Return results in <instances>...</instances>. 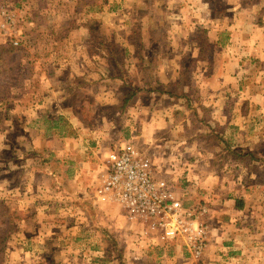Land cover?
<instances>
[{"label": "rangeland", "instance_id": "rangeland-1", "mask_svg": "<svg viewBox=\"0 0 264 264\" xmlns=\"http://www.w3.org/2000/svg\"><path fill=\"white\" fill-rule=\"evenodd\" d=\"M87 1L0 0V6L3 7L0 8V31L4 34L12 32V35L9 34L7 38L3 35L0 40L2 71L0 82L8 84L7 87L0 86V238H4L10 231L6 249L0 254V264H85L86 257L91 258V264L95 259V264H264V167L258 165L256 168L252 167L251 155L245 158L244 168L239 172L241 175L237 174L238 170L235 168L229 170L223 167L214 170L212 173L216 175L213 176L206 163L195 169L191 177L188 176L189 172L183 171L176 182L167 181L182 206L194 210L207 209L204 221L210 225L211 233L212 217L217 216V211L213 209L225 208L223 211L225 215L219 224L221 235L214 241L211 239L208 250L201 256H194L187 247L175 243L176 240H163L158 236L161 232L157 234L149 224L147 226L149 232L146 229L142 233L141 228L130 229L128 238L120 239L128 241L124 243L125 247H120L119 241L110 236V233L104 234L102 231L106 229L94 228L89 224L90 228L87 226V230L93 228L94 233L89 232L85 235V232L81 231L88 223H85L81 213L84 209L74 196L75 189L79 188V182L84 180L80 178L78 181L79 167L76 168V163H85L86 167L81 168L91 173L89 179L95 184L99 182L98 172L106 169L107 159L103 161L101 170H95L92 164L97 163L98 158L104 155L101 150L104 148V140L112 137L109 129L107 130L109 124L122 131L117 133L119 136L125 132V109L122 110L121 106L125 99L124 90L127 89L125 86L123 91L117 90V97H114L112 90L114 87L109 88L108 85L111 83L108 84L98 75L97 69L104 71L105 60L96 55L93 64L87 54L88 45L90 48L96 47L94 36L112 33L114 36H121L126 26L129 29L134 25V35L144 30L151 31L150 26H154L155 29L161 26L156 33L150 32L151 43L157 45L160 52L166 53L169 45L165 38L174 29L168 22L174 21H166L163 14L157 15L155 9L152 10L151 3L158 7H161V4L163 6L170 4L172 6L170 17L174 19L189 15L188 9L183 11L178 8V3L194 1L199 8L205 2V0H89L88 3L95 2L91 9L86 5ZM207 1L215 14L220 15L224 12V8L219 5L222 0ZM248 1L246 0V3H249ZM250 1L259 3L264 0ZM127 11L133 14V18L137 15V18H134V21L133 18L126 21L130 14L125 13ZM150 16L155 17V20H150ZM21 38L23 39L19 42H22L23 50L9 53L8 50L13 45L8 42ZM16 41L12 42L16 43L13 47H18L19 42ZM35 48L40 54L35 57L38 59L37 62L33 61ZM79 50L86 51L85 57H80L82 51ZM215 51L213 49L214 56L217 54ZM47 54L51 56L45 57ZM10 59L16 65V71H6ZM83 59L89 65L85 74L79 68ZM63 60L69 67L67 65L60 69ZM119 70L116 64L112 66V73L118 79L116 83L124 85L127 82L125 77L130 76V73H119ZM44 72L47 75L52 74L54 78L57 76L63 78L67 93L69 92L68 98L71 97L68 108H64L65 95L61 99L57 93L49 96L51 116L57 120L62 117L58 126L43 119L36 121L39 116L37 112H34L32 119L27 122L26 132L29 140L33 139V146H36L33 147V151L41 152L47 148L45 157L52 162L50 168L52 170L47 177L43 174L45 171L43 168L32 163L34 157H28L30 145L27 142L26 146H14L20 138L13 134L12 128L15 126V118L20 116L18 112L28 116L31 111L32 86ZM248 73V78L256 79L255 84L258 85L261 81L260 75L252 71ZM247 82L249 83V79ZM16 101L20 104H15ZM82 102L85 104L87 120L85 124L92 127H79L73 113L74 109L80 110ZM49 126L58 127L62 143L44 137ZM38 131L41 132L40 135ZM229 132L233 136L238 135L235 128H231ZM115 135L116 133L113 134L114 137ZM17 148H21L23 153H18ZM62 150L66 152L65 159H57ZM175 159L181 163L180 165L187 163L186 155L178 154ZM194 178H197L199 183H193ZM226 192L234 197H246L252 205L247 210L238 212L239 210L234 207V200L227 199ZM66 194H69L70 199L63 201L64 197L61 195ZM179 194L183 196L180 197ZM117 208H121L126 218L129 217L125 208L121 206ZM48 212L54 217L47 222ZM61 213L68 214V217H63L62 220L56 216ZM97 222L100 223V220ZM134 222L142 224L139 220ZM69 223L74 227L70 232L63 228ZM108 223L106 219L101 227ZM50 226L56 228L50 229ZM40 237H44V240L40 241ZM53 237L59 239V242L55 244V248L50 249L44 242H50ZM68 239L69 243L66 242ZM51 256L54 261L50 259ZM43 257L47 258L43 260Z\"/></svg>", "mask_w": 264, "mask_h": 264}, {"label": "crops", "instance_id": "crops-1", "mask_svg": "<svg viewBox=\"0 0 264 264\" xmlns=\"http://www.w3.org/2000/svg\"><path fill=\"white\" fill-rule=\"evenodd\" d=\"M225 1L219 2L221 8H224V12L220 15L213 12L207 0L199 8L194 1L180 2L178 8L183 11L188 9L189 15L174 19L170 17L172 9L170 4L165 6L161 4V7H158L151 3L152 10L155 9L154 12L157 15L163 14L166 21H174L173 24L168 22L174 29L165 38L169 45L166 53L160 52L159 47L151 43L152 33L150 32L156 33L161 26L157 29L150 26L151 31L144 30L138 35L133 34L134 25H131L129 29L126 26L121 36H114L113 33L94 36L97 42L96 47L90 48L88 45L87 54L93 64H95L93 59L96 55L105 60L104 71L97 69L98 75L108 84H112L108 87H114L112 89L114 97H117V90L123 91L125 86L127 88L123 94L129 99L124 114L125 132L121 134L123 138L119 139L134 140L139 150L156 163L160 177L166 181L176 182L183 171L189 172L188 176L191 177L195 169L206 163L213 176L216 175L212 173L215 172L214 170L223 167L229 170L235 168L238 170L237 174L241 175L239 172L244 168V160L249 155L253 158L252 167L256 168L257 165L264 167V1L259 3L250 0L249 3H246V0ZM0 8L3 7L0 6ZM125 13H130L127 17L125 15L126 21L132 20L133 14L129 11ZM134 18H137V15ZM136 20L135 22H138ZM150 20L154 21L155 17L150 16ZM2 33L0 31V40L3 35L5 38L9 34L12 35L11 31ZM22 39L8 40V43L16 46V43L12 42H19ZM22 45V42L17 44L18 47ZM212 48L216 50V56ZM38 54L39 50L33 49V57H37ZM85 55L86 51H82L80 57ZM47 56L51 55L47 54L45 57ZM84 59L80 62L79 68L85 74L89 65ZM37 60L35 58L33 61L37 62ZM114 64L120 69L119 73H130V76L125 77L127 82L124 85L120 82L116 83L117 76L112 73ZM67 65L69 67V64L63 60L62 64L60 63V69ZM250 65L254 67L251 68ZM248 71L260 75L261 81L258 85L255 84L256 79L248 78ZM37 80L32 86L31 111L28 116L18 112L20 116L15 118V126L12 128L13 134L20 138L14 146H26L27 142L30 145L28 157H34L32 163L43 168L45 170L43 174L47 177L52 170L50 169L52 162L45 157L47 148L45 147L41 152L33 151V147L36 148V146H33V139L29 140L26 132L27 122L32 119L34 112H37L39 116L35 119L36 121L43 119L58 126L62 117L57 120L51 116L49 96L57 93L61 99L65 95L64 108H68L71 97L68 98L69 92L67 93L63 78L59 76L54 78L52 74L47 75L44 72L38 76ZM113 103L116 105L115 102ZM15 104L20 103L16 101ZM81 106V117L77 115L76 109L73 112L79 127H92L84 123L85 104L82 102ZM95 121L97 122V117ZM231 128H235L238 135L230 134ZM108 129L112 137L104 140V148L101 149L104 155L98 158L97 163L92 164L95 170H101L103 161L109 157L115 143L113 134L122 133L115 125L109 124ZM38 134L40 135L41 132L38 131ZM61 136L58 127L50 126L46 128L44 134L45 138L57 140L59 143H62ZM49 149L53 151L52 148ZM17 150L18 153H23L21 148ZM178 154L186 155V164L180 165L181 163L176 161L175 157ZM65 157L66 152L62 150L57 159L64 160ZM78 167L81 171L79 173L78 170V181L80 178L84 180H82L83 183L79 182V188L75 189L74 196L84 209L80 211L83 213L85 223H88L81 230L85 232V235L95 232V229H89L90 225H93L94 228L106 229L102 231L104 234L110 233V236L119 241L120 247H125L128 241L120 239L128 238L130 229L141 228L142 233L146 229L149 232L148 224L144 222L140 224L129 217L126 218L121 208H117L106 199L103 194V182L108 166H105V170L98 172L100 179L97 184L89 179L91 173L81 168L86 167L85 163H76V168ZM193 183H199L197 178ZM68 195H61L64 197L63 201L70 199ZM230 196L231 193H228L227 199ZM224 210L225 208L220 207L213 209L217 211V216L212 217L213 238L211 239L213 241L221 235L219 224L222 216L225 215ZM210 213L212 214V211ZM67 215L61 213L56 216L64 220L63 217L67 218ZM53 217L48 212L46 221H50ZM98 219L100 223L97 222ZM106 219L109 223L101 227ZM54 228L56 226H50V229ZM63 228L70 232L74 227L69 223ZM124 234L126 236H123ZM158 236L163 239L161 234ZM43 240L44 237H40V241ZM58 242L59 239L53 237V240L44 243L53 249ZM66 242L69 243V239ZM97 254L101 253L97 252ZM45 258L47 257H43V260ZM50 259L54 261L52 256ZM90 260V257H86L84 263L91 264ZM93 261L92 264H95L96 259Z\"/></svg>", "mask_w": 264, "mask_h": 264}, {"label": "built area", "instance_id": "built-area-1", "mask_svg": "<svg viewBox=\"0 0 264 264\" xmlns=\"http://www.w3.org/2000/svg\"><path fill=\"white\" fill-rule=\"evenodd\" d=\"M107 164L103 194L112 205L125 208L131 220L149 224L163 239L181 240L194 256L208 250L212 233L204 221L207 209L182 206L134 141L118 139Z\"/></svg>", "mask_w": 264, "mask_h": 264}, {"label": "trees", "instance_id": "trees-1", "mask_svg": "<svg viewBox=\"0 0 264 264\" xmlns=\"http://www.w3.org/2000/svg\"><path fill=\"white\" fill-rule=\"evenodd\" d=\"M89 2V0L86 2V5H89L90 7H91V9L93 8V6L95 5V2H90V3H88ZM14 46V45H13ZM13 46H11L10 47V49L8 50L9 51V53H13V52H18V51H22L23 50V46H20V47H13ZM22 69H23V67H22ZM11 70H15L16 71V65L12 62V60L10 59L9 61H8V63H7V72H9V71H11ZM0 76H2V71L0 70ZM1 85H5L6 87L8 86V84H4V83H1L0 82V86ZM15 86H16V84H14ZM7 90H8V88H6ZM123 104H122V106H121V108H122V110L123 109H125L126 110V108H127V105H128V102H129V99L128 98H125L124 100H123ZM76 113H77V115L79 114V117H81V111L79 110V112H78V110L76 109ZM87 120H85V122H86ZM84 122V123H85ZM119 138H123L122 136H119L117 133H116V135H115V137H114V140H115V143H114V145H113V148H115V144H116V142H117V140L119 139ZM112 148V149H113ZM143 153V152H142ZM144 154V153H143ZM145 155V154H144ZM146 156V155H145ZM146 157H148V158H150L149 156H146ZM151 160H152V158H150ZM153 161V160H152ZM252 161H253V159H252ZM154 163V165H155V167L157 168V165H156V163L155 162H153ZM158 169V168H157ZM230 199H233L234 200V207L237 209V210H239V211H244V210H247L248 208H249V206L250 205H252L251 203L249 204V201L247 200V199H245V198H243V197H234V195H232L231 194V196L229 197ZM10 235V231L6 234V236L4 237V238H0L1 240H0V254L1 253H3L4 252V250L6 249V244H7V242H8V239H9V236ZM175 243H177V244H181V245H183L184 246V244H183V242L181 241V240H176V241H174Z\"/></svg>", "mask_w": 264, "mask_h": 264}]
</instances>
